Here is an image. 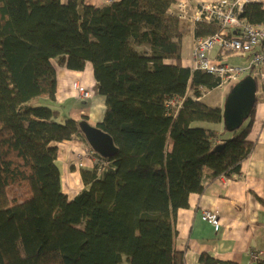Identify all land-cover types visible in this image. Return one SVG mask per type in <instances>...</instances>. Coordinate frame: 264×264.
<instances>
[{
	"label": "trees",
	"instance_id": "obj_1",
	"mask_svg": "<svg viewBox=\"0 0 264 264\" xmlns=\"http://www.w3.org/2000/svg\"><path fill=\"white\" fill-rule=\"evenodd\" d=\"M176 4L0 0V264H186L176 214L190 194L240 175L255 106L239 129H225L222 108L205 102L220 78L181 64ZM240 18L260 27L264 4H245ZM188 26L194 41L220 31L217 22ZM87 64L105 99L96 127L117 148L112 158L80 132L87 117L74 110L86 102H56V69L79 74ZM68 142L92 165L71 198L57 147ZM198 264L220 262L201 254Z\"/></svg>",
	"mask_w": 264,
	"mask_h": 264
},
{
	"label": "crops",
	"instance_id": "obj_2",
	"mask_svg": "<svg viewBox=\"0 0 264 264\" xmlns=\"http://www.w3.org/2000/svg\"><path fill=\"white\" fill-rule=\"evenodd\" d=\"M175 1H185L190 10H193L202 2L220 0ZM105 2L106 0H86L91 6H100ZM188 33L192 39V50L194 40L190 26ZM214 51L218 52V50ZM190 62L184 60L181 53V64L193 67ZM56 70L58 106L79 101L88 102L84 104L86 105L84 108L74 110L77 106L73 105L74 108L72 107L71 110L75 111L74 117L77 120H80L82 115H86V122L96 126L101 122L104 102L102 98L93 95L94 79L91 65L87 64L79 74L60 67ZM79 84L90 92L89 98L85 101L77 98L76 91ZM262 92L255 103L254 117L247 136V140L254 145V148L250 157L244 162L240 175L233 179L222 177L207 184L201 195L190 194L188 206L178 210L176 214V249L184 252L186 264H198L201 254L210 255L220 264H257L251 259V252L264 254V96ZM57 147L62 187V175L65 171L73 172L78 182L76 184H80V170L77 169L78 161L75 157L82 148L72 142L61 143ZM85 166H92L91 160H86ZM204 211H210L216 216L218 222L216 229L203 220ZM261 261V264H264V257Z\"/></svg>",
	"mask_w": 264,
	"mask_h": 264
},
{
	"label": "built area",
	"instance_id": "obj_3",
	"mask_svg": "<svg viewBox=\"0 0 264 264\" xmlns=\"http://www.w3.org/2000/svg\"><path fill=\"white\" fill-rule=\"evenodd\" d=\"M255 2H258V0L202 2L193 10H190L185 1L176 4L174 14L184 24L217 22L220 28L219 33L196 39L190 58L194 68L220 78L219 89L225 84L237 82L244 75L254 77L256 82L259 81L264 86V23L260 27H256L240 18L244 5ZM262 3L264 4V2ZM214 50L249 54V64L241 68L222 64L217 58L211 57ZM77 90L84 96V88L77 87ZM87 97L86 93L84 98ZM79 167L83 168L81 162H79ZM202 218L214 226L215 229L217 228L218 222L212 212L204 211ZM250 256L255 262L264 257L261 252H251Z\"/></svg>",
	"mask_w": 264,
	"mask_h": 264
},
{
	"label": "water",
	"instance_id": "obj_4",
	"mask_svg": "<svg viewBox=\"0 0 264 264\" xmlns=\"http://www.w3.org/2000/svg\"><path fill=\"white\" fill-rule=\"evenodd\" d=\"M255 78L248 75L233 84L222 107V122L228 132L239 129L246 121L257 101ZM79 129L89 148L102 158H112L117 153L111 137L86 121L79 123Z\"/></svg>",
	"mask_w": 264,
	"mask_h": 264
},
{
	"label": "rangeland",
	"instance_id": "obj_5",
	"mask_svg": "<svg viewBox=\"0 0 264 264\" xmlns=\"http://www.w3.org/2000/svg\"><path fill=\"white\" fill-rule=\"evenodd\" d=\"M185 27H184V37L182 38V43H181V48H182V56L184 58V60L186 61H189L190 62V51H191V37L188 36V24H184ZM192 25V24H191ZM216 51H213L212 52V55L211 57L212 58H215L216 57ZM219 54L222 55V59L219 60L222 64H227L229 66H232L234 68H238V67H245L246 65L249 64V58L248 56L246 57V55L242 56L240 55L239 53H231V52H219ZM191 63V62H190ZM193 66V65H192ZM247 76V75H246ZM245 76L241 77L239 80H241L242 78H244ZM238 80V81H239ZM236 83V82H235ZM233 83V84H235ZM232 84V85H233ZM257 84V88L260 89V87L262 86V91L264 89V86L261 82L257 81L256 82ZM231 85V86H232ZM231 86H227L226 84L222 87L221 90H213L211 91L207 97L205 98V102L209 105V106H219V107H223V103H224V99L227 95V93L229 92ZM77 87H81L80 84L77 85ZM83 88V87H82ZM261 91V92H262ZM77 93V96L78 98H84L85 94L87 93L88 97L90 96V92L89 90H87L86 88H84V96H82L79 91L77 90L76 91ZM263 93V92H262ZM93 95L94 96H97L99 98H102L103 99V102H104V108L102 110V118H101V121L104 117V114H105V99L103 96L101 95H98L96 93L95 90H93ZM81 96V97H80ZM86 98V99H87ZM85 99V98H84ZM88 103V102H87ZM85 103V104H87ZM78 106L81 105L80 102L77 103ZM86 106V105H85ZM68 107V106H66ZM60 109V108H59ZM76 158V161H80V159L78 158V155L75 157ZM73 163V162H72ZM70 169V168H69ZM78 169V168H77ZM67 172V173H66ZM62 178H63V191L64 193L68 196V197H73L74 194H77L81 189H82V185H81V182L80 184H76L78 183L76 181V177H75V174L73 172H68V171H65L63 172V175H62ZM78 185V186H77ZM68 193V194H67ZM210 212V211H209ZM264 255V254H263ZM262 259V258H261ZM259 259V260H261Z\"/></svg>",
	"mask_w": 264,
	"mask_h": 264
},
{
	"label": "bare ground",
	"instance_id": "obj_6",
	"mask_svg": "<svg viewBox=\"0 0 264 264\" xmlns=\"http://www.w3.org/2000/svg\"><path fill=\"white\" fill-rule=\"evenodd\" d=\"M180 2V1H179ZM178 3V2H177ZM184 24V23H183ZM192 52V50H191ZM191 56V53H190ZM88 150H81V152L78 154V158H80V161H78V169H83L85 167V161L89 160V153L87 152ZM86 152V154H85ZM79 162H81L83 164V168L79 167Z\"/></svg>",
	"mask_w": 264,
	"mask_h": 264
}]
</instances>
